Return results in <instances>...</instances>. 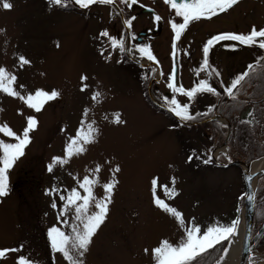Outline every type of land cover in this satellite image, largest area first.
<instances>
[{
  "label": "rangeland",
  "instance_id": "374dc122",
  "mask_svg": "<svg viewBox=\"0 0 264 264\" xmlns=\"http://www.w3.org/2000/svg\"><path fill=\"white\" fill-rule=\"evenodd\" d=\"M8 2L13 4L11 10L4 9L0 0L3 30L0 31V66L18 77L16 88L22 95L38 89L57 90L60 95L36 112L21 99L0 92V125L7 123L21 133L28 117L38 120L36 130L30 133L31 143L8 172L9 194L0 197V249H20L8 253L0 259V264H17L20 256L29 257L36 264H68L51 247L48 232L54 226L70 231L63 221L74 222V209L62 216L65 201L60 196L78 189L79 182L93 175L97 165L101 166L100 183L94 189L97 198L105 195L102 185L113 179L116 166L120 171L114 178L119 183L107 219L81 258L83 264H155L153 248L165 239L178 244L184 238V228L177 220L153 203L154 178H158L159 185L171 187L175 177L178 196L168 199L160 187L156 194L181 211L186 224L191 221L203 231L214 223L229 225L236 220L238 200L244 193L241 168L238 164L219 165L216 153L229 159L225 145L220 139L213 142L207 136L208 130L214 129L225 134L226 122L219 116H216L219 122H179L165 111L168 106L163 97L173 96L167 87L171 73V62L167 59L171 49L170 22L178 23L180 18L175 17L174 10L164 0H138L141 5L154 8L162 18L161 33L155 38L154 46L163 75L153 83L148 59H120L125 56V48H113L110 39L101 35L107 31L109 37L117 40L123 37L121 22L110 5L95 4L84 9L70 0H65L67 7L50 5L49 0ZM115 6L126 9L129 20L135 17L131 24L137 27L152 18V12L137 8L132 12L121 0H116ZM253 26L264 28V0H241L231 11L193 21L177 43L181 58L177 59L179 84L190 89L199 80L209 79L205 72L196 75L209 39L221 33L247 34ZM148 44L152 50V40ZM229 45H236V49ZM261 54L254 46L221 41L211 48L209 62L219 71L220 82L227 85L248 61ZM20 56L31 64L21 67ZM252 66L255 72L256 65ZM82 76L88 79L82 81ZM215 77L210 78V83L217 89L212 82ZM247 80H242L240 87L244 83L247 87L254 85L246 84ZM85 83L88 88L82 91ZM98 90L104 94L101 103L91 99ZM177 99L189 102L183 96ZM215 99L216 95L211 93L198 94L190 102V109L211 115ZM249 111L244 108L241 115L248 116ZM114 113H120L124 123H113ZM205 116L197 115L196 119ZM252 116L255 125L251 133L248 135L245 128L240 129L235 145L230 146L236 149L235 154L251 153L257 148L255 142L258 147L264 146V124L260 118L257 122L255 113ZM237 118L231 122L233 136L237 133ZM82 121L85 127L95 122L94 127L99 129L96 142L86 145L83 154L74 155L66 164H55L48 171L54 158L65 157L66 146L77 135ZM0 139L15 142L2 134ZM209 157L211 162L205 163ZM234 159L243 160L240 157L230 160ZM78 190L83 194L82 189ZM263 197L262 191L259 199ZM226 248L225 244L211 264L221 259Z\"/></svg>",
  "mask_w": 264,
  "mask_h": 264
},
{
  "label": "snow or ice",
  "instance_id": "6c2138e0",
  "mask_svg": "<svg viewBox=\"0 0 264 264\" xmlns=\"http://www.w3.org/2000/svg\"><path fill=\"white\" fill-rule=\"evenodd\" d=\"M121 2L130 7L136 4L138 0H121ZM164 2L169 5L170 9L174 10L175 17L182 18V22L177 23L175 20L170 22L174 32L172 52L174 66L170 73L167 87L172 91L173 96L171 99L168 97H163V99L168 109L176 117L183 121H191L196 119V116L190 111V102L194 100L198 94L211 93L220 95L217 89L210 83V78L213 75H220L219 71L209 62L211 48L221 41H235L244 46L258 45L260 48H264V28L257 29L253 26L251 31L247 34L221 33L209 39L203 48L204 59L201 67L196 71L197 76L200 75V72H205L209 79L199 80L194 87L185 89L184 86L177 81L176 66V57L178 55L177 43L181 40L183 33L193 21L211 19L214 16L227 12L237 5L240 0H164ZM49 3L50 5L54 4L67 7L65 0H49ZM75 3L81 8L87 9L95 4L114 6L116 0H75ZM2 7L6 10H11L13 4L8 2V0H3ZM131 19H135V17ZM131 19L126 21L129 27H131ZM161 19L159 15L155 16L157 22ZM0 31L3 30L0 29ZM101 35L110 39L113 48H120L121 50L125 48V42L123 40L109 37L107 31L102 32ZM228 47H231L232 50L236 49V45H229ZM138 51L149 61L158 63L150 47H140ZM18 60L21 67L31 64V61L24 56H20ZM253 70V66L250 65L249 72ZM161 75H163V73H161ZM247 75L248 73L241 74L230 86L224 88V92L228 96L234 97V90L237 89L241 81L244 80ZM17 79L18 77L13 72L0 66V92L21 99L29 108L34 109L36 112H40L47 102L57 99L60 95L57 90H51L49 92L43 89H38L35 93L22 95L16 88ZM87 79V76L81 77L82 81H86ZM19 87L23 89L24 85H20ZM87 88L88 85L85 83L81 90L84 91ZM177 96L186 97L189 102L183 103L177 99ZM91 99L96 103H101L104 99V94L102 91H95ZM0 111H2V109H0ZM87 115L88 111L85 110L84 116L87 117ZM197 115H207V113ZM113 116V123H124L120 113H114ZM81 123L82 126L77 135L72 138L66 146L65 157L54 158L53 163L48 166V171H52L55 164H66L74 155L83 154L87 151L86 145L96 142L99 129L94 127L95 122L88 123L86 127L83 121ZM37 126L38 120L35 117L27 118V125L21 133L15 132L7 123L0 125V134L15 141L6 142L4 139H0V163H2V166H0V197H5L9 194L8 172L14 166L15 161L24 155L25 148L31 143L32 138L30 133L35 131ZM204 162H211V157ZM119 171V166H116L113 170V179L102 185L105 193L103 197L97 198L94 191L95 186L100 183V165H97L93 170V175L85 176L83 180L79 182L78 189H82L83 194L78 189H72L67 196H60V199L65 201L64 210L61 212V215H67L70 210L74 209V222L69 224L67 220H64L63 223L68 226L70 231L66 232L54 226L49 230L48 235L53 250L61 253L65 260L68 261V264H83L81 258L88 251L93 236L107 219L114 189L119 183L114 177L115 173ZM175 183V177L171 180V187L166 184L159 185L158 178H154L152 181L153 203L162 211L174 217L185 231L184 238L178 244H173L165 239L160 242L159 246L152 249L155 264H194V262L209 249L238 234L239 219L233 220L229 225L217 222L208 226L203 231L198 224L191 221L186 224L184 214L156 194L157 188L160 187L163 189L164 195L168 199H174L179 195V192L175 188ZM248 198L252 199V197ZM52 206L55 208L56 204L53 203ZM93 207L95 211H90ZM17 251H20V249H0V259L6 258L7 254L10 252ZM145 252L147 253L148 249H145ZM17 264H36V262L29 257L20 256L17 258Z\"/></svg>",
  "mask_w": 264,
  "mask_h": 264
},
{
  "label": "flooded vegetation",
  "instance_id": "af4514ba",
  "mask_svg": "<svg viewBox=\"0 0 264 264\" xmlns=\"http://www.w3.org/2000/svg\"><path fill=\"white\" fill-rule=\"evenodd\" d=\"M241 1V0H240ZM70 2L72 4H75V0H70ZM113 8L114 13L118 16L119 21L121 22V26H122V30H123V37L122 40L125 42V56L123 58L120 59H147L146 57H143L141 55V53L138 51V49L140 47H144V46H148L149 47V41L152 40V52L155 55L156 59V48H155V44H154V40L155 38L160 35L161 33V28L160 26L162 25V20H160L159 22H157L155 20V16H156V11L154 8H151V6L149 5H141L139 2H137L136 4H133L129 7V9L133 10L135 8H137L139 11H149L152 14V18H148V20H145V22L141 23V25L139 27L132 25L131 27H129L126 24V21L129 20V18H126V16L130 15L126 9H123L122 6H113L110 5ZM232 9V8H231ZM228 10V11H231ZM132 12H136V10H133ZM225 13V12H224ZM174 14V13H173ZM222 14V13H221ZM144 21V20H143ZM182 22V18L179 19L178 23ZM136 28V29H135ZM171 34V49H169V57L167 59H170L171 62V72L173 69V56H172V52H173V37H174V32L173 30L169 33ZM238 44V42H237ZM243 47H249V46H244L241 45ZM255 48L258 49V53L260 51L263 52L262 54H264V48H260L258 45H253ZM252 46V47H253ZM261 54L260 57L255 58V59H251L252 61H248L246 63V66L244 67V69L240 72H238L234 78L231 77V80L229 81V83H227V85L223 84L224 82L221 81L220 82V76H216L215 79L212 78V82H214V84L217 85V91L220 93V95H216V99L215 102L213 103V107H212V111H211V115H206L205 117H201L198 119H194L191 120V122H193V124H201V123H206V121L208 123H211L210 121H214V120H218L217 122H219V119L216 116H219L220 118H222L225 122H226V132L225 134L219 130V129H214L207 132V136L209 139H211L213 142L215 141H220L225 145V152L228 153L229 155V159L226 158L225 155L221 154L220 152L216 153V157L219 160L218 162H222V160H229L233 159V158H237L240 157L243 160L248 161V159L246 158V154L245 155H238L235 154L236 153V149L235 148H231L230 146H234L235 145V141H233L234 136H232L231 133V121L229 119H231V117L236 114V116L238 115V118H241L242 116L245 115H241V112L244 110V108H249V115L245 116L247 117V120H250L249 116L250 114H252V108H251V102L256 100L254 99V97L249 96L247 94H249L251 92V89L254 88L253 85L250 87H246L243 91L244 94H238L236 90H234V98L239 97L242 99H245L247 102V104H245L244 106H242L240 108L239 111H236L235 108L233 107V105L229 104H225V101L230 100V96H228L225 92H224V88L227 86H230V84L239 77V75H241L247 68L248 65H257L258 60L259 59H264ZM202 55H203V59H204V54L202 51ZM176 59H181L179 57V54L177 55ZM147 64V63H145ZM148 64H151L152 66L149 67L148 69H152L153 73H152V83L154 82V79H159L160 78V69H162L161 67L159 68V64L154 62V61H149ZM147 64V65H148ZM177 66H178V72H177V77L179 78V63L177 60ZM159 70H156V69ZM156 74L157 77H154V75ZM154 77V78H153ZM179 83V82H178ZM197 83V82H196ZM195 83V85H196ZM194 85V86H195ZM193 86V87H194ZM245 87V85H242L239 89H243ZM238 88V87H237ZM186 89V88H185ZM222 94L227 95L225 97H222ZM246 94V95H245ZM165 110V109H164ZM169 115H171L172 117H174L175 119H177L179 122H183V120H181L180 118L176 117L169 109L165 110ZM191 113L194 116H197L198 112L194 109H190ZM230 114H227V113ZM202 113V112H201ZM204 114V112L202 113ZM237 118V119H238ZM233 119V118H232ZM249 126V125H248ZM250 126L252 127V121L250 122ZM231 133V134H230ZM231 137V139H230ZM220 142V143H221ZM220 156V157H219ZM250 160V159H249ZM216 164V163H215ZM218 165V164H216ZM230 165V164H229ZM219 166V165H218ZM264 192V191H263ZM261 193V192H260ZM259 192L256 194V200L254 203V208H253V214H252V224H251V229H250V237L253 236V234L261 227V225L264 222V197L263 199H259ZM251 252L252 253H262L264 254V231L263 233L252 243L251 245ZM251 262L252 261H257V260H264V257H257V256H253L252 258H250Z\"/></svg>",
  "mask_w": 264,
  "mask_h": 264
},
{
  "label": "trees",
  "instance_id": "16d2710c",
  "mask_svg": "<svg viewBox=\"0 0 264 264\" xmlns=\"http://www.w3.org/2000/svg\"><path fill=\"white\" fill-rule=\"evenodd\" d=\"M249 66L250 64L248 65V68L242 74L248 73V75L245 77V79H248L246 81V84L247 83H249V85L254 84L253 85L254 88H252L251 92L247 95L254 97V99L256 100L251 102L252 114H250L249 116L250 120H247V117L245 116H242L241 118L236 119L235 130L237 133L236 135L234 134L235 137L233 138V141L237 140V134L240 132V129L242 128H245L247 130L248 135L251 133L253 126L252 127L250 126L249 121L250 122L252 121V125H255L254 124L255 118L252 116L253 113L256 114L255 117H256L257 122L260 118L261 119L260 121L263 122L264 124V113H263L264 111V59L258 60V63L255 67V72L254 70L249 72ZM243 85H245V83ZM247 86L245 85L243 89H239L240 87L239 85L238 88L236 89V91H238L237 93L244 94L243 91ZM246 102L247 101L245 99H242L239 97H236V98L232 97L230 98V100L225 101V104L230 103L231 105H233L236 111H239L242 106L247 104ZM227 114H230V113L228 112ZM232 118H237L236 114H234L231 117V119H229L231 122H232ZM255 143L257 144V148H255L254 151H252L249 154L246 153V158L248 160L264 154V146L258 147L259 145L258 142H255ZM262 191H264V175H261L256 182L255 194H257L258 192L260 193ZM241 200H242V196L239 197L238 206ZM226 243H227V240L222 241L221 243L215 245V247L209 249L202 256H200L198 260L194 262V264H211L220 255Z\"/></svg>",
  "mask_w": 264,
  "mask_h": 264
},
{
  "label": "water",
  "instance_id": "95a60500",
  "mask_svg": "<svg viewBox=\"0 0 264 264\" xmlns=\"http://www.w3.org/2000/svg\"><path fill=\"white\" fill-rule=\"evenodd\" d=\"M172 61L174 66V60L172 59ZM177 70H178V66H177ZM217 163L221 166H227L229 164H238L241 168L244 193L240 205L238 207L237 218H236L239 219V225H238L239 246H238V252H237L235 264H249L251 263L250 258H252L253 256L264 257V254L252 253L250 249L252 243L264 231V222H263L261 227L253 234L252 237H250L256 181L260 175H264V154L249 161L234 159L227 161L226 163L218 162V161ZM248 197H252V199H249ZM233 237H231L227 241L226 247L229 245L230 240Z\"/></svg>",
  "mask_w": 264,
  "mask_h": 264
},
{
  "label": "bare ground",
  "instance_id": "6f19581e",
  "mask_svg": "<svg viewBox=\"0 0 264 264\" xmlns=\"http://www.w3.org/2000/svg\"><path fill=\"white\" fill-rule=\"evenodd\" d=\"M239 246V235L236 234L231 240L223 256L216 264H235ZM249 264H264V260L252 261Z\"/></svg>",
  "mask_w": 264,
  "mask_h": 264
}]
</instances>
